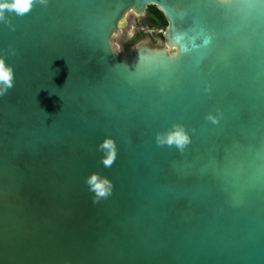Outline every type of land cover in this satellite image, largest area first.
<instances>
[{
  "label": "water",
  "instance_id": "water-1",
  "mask_svg": "<svg viewBox=\"0 0 264 264\" xmlns=\"http://www.w3.org/2000/svg\"><path fill=\"white\" fill-rule=\"evenodd\" d=\"M150 6L167 22L160 39L120 47L123 23ZM5 14L0 264H264V0H48ZM174 124L183 152L156 143ZM92 173L114 186L95 204Z\"/></svg>",
  "mask_w": 264,
  "mask_h": 264
},
{
  "label": "clouds",
  "instance_id": "clouds-1",
  "mask_svg": "<svg viewBox=\"0 0 264 264\" xmlns=\"http://www.w3.org/2000/svg\"><path fill=\"white\" fill-rule=\"evenodd\" d=\"M38 2L41 5H47L48 0H0V22L9 25L12 30L15 26L11 25L7 12H15L18 16H23L31 11L34 4ZM10 54L15 55V51L10 49ZM14 86V70L11 65L5 63V58H0V96L7 93ZM208 119L213 123L217 122V118L209 114ZM191 142L190 136L183 125L174 124L171 129L166 132L156 134V143L160 146H175L179 151L183 152L186 146ZM98 150L103 153L101 162L104 167L110 168L117 157L116 142L111 137H106L99 145ZM86 184L89 191L94 193L93 203H98L101 199H107L113 192L112 181L102 176L100 173H92L86 178Z\"/></svg>",
  "mask_w": 264,
  "mask_h": 264
},
{
  "label": "rangeland",
  "instance_id": "rangeland-1",
  "mask_svg": "<svg viewBox=\"0 0 264 264\" xmlns=\"http://www.w3.org/2000/svg\"><path fill=\"white\" fill-rule=\"evenodd\" d=\"M123 34L119 37V46L123 48H129L133 45H129L130 42L141 32V28H143L148 36L144 37L142 40L152 39L157 40L160 39L161 33L164 31V28H154L152 27L151 22L149 21L147 15L143 18H130L128 21H125L122 25ZM141 41V40H140Z\"/></svg>",
  "mask_w": 264,
  "mask_h": 264
},
{
  "label": "trees",
  "instance_id": "trees-1",
  "mask_svg": "<svg viewBox=\"0 0 264 264\" xmlns=\"http://www.w3.org/2000/svg\"><path fill=\"white\" fill-rule=\"evenodd\" d=\"M147 17L154 28H165L167 25L166 20L161 12H159L155 7L150 6L147 8ZM148 34L143 31L139 32V34L130 42L129 45H134L142 40L144 37H147Z\"/></svg>",
  "mask_w": 264,
  "mask_h": 264
},
{
  "label": "flooded vegetation",
  "instance_id": "flooded-vegetation-1",
  "mask_svg": "<svg viewBox=\"0 0 264 264\" xmlns=\"http://www.w3.org/2000/svg\"><path fill=\"white\" fill-rule=\"evenodd\" d=\"M152 43L155 44L156 43V40L155 39L154 40L152 39Z\"/></svg>",
  "mask_w": 264,
  "mask_h": 264
}]
</instances>
